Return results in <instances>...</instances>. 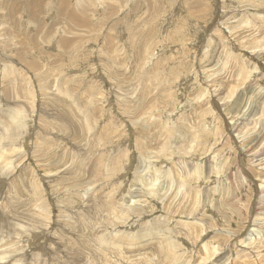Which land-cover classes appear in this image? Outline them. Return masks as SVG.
<instances>
[{
    "label": "rangeland",
    "instance_id": "rangeland-1",
    "mask_svg": "<svg viewBox=\"0 0 264 264\" xmlns=\"http://www.w3.org/2000/svg\"><path fill=\"white\" fill-rule=\"evenodd\" d=\"M263 180L264 0H0V264H264Z\"/></svg>",
    "mask_w": 264,
    "mask_h": 264
},
{
    "label": "bare ground",
    "instance_id": "bare-ground-1",
    "mask_svg": "<svg viewBox=\"0 0 264 264\" xmlns=\"http://www.w3.org/2000/svg\"><path fill=\"white\" fill-rule=\"evenodd\" d=\"M33 45V44H32ZM234 62V61H233ZM230 65V64H229ZM228 67V66H227ZM35 70V69H34ZM40 74V73H39ZM84 97V96H83ZM94 104V103H93ZM96 108V107H95ZM263 171V170H262ZM262 182V181H261ZM264 180H263V182H262V184H260V187L259 188H263L264 189ZM253 231V230H252ZM2 259V258H1Z\"/></svg>",
    "mask_w": 264,
    "mask_h": 264
}]
</instances>
